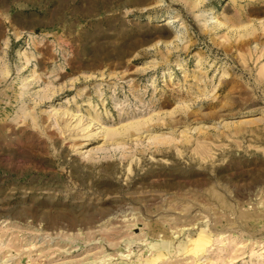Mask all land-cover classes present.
I'll return each instance as SVG.
<instances>
[{
  "label": "rangeland",
  "instance_id": "1",
  "mask_svg": "<svg viewBox=\"0 0 264 264\" xmlns=\"http://www.w3.org/2000/svg\"><path fill=\"white\" fill-rule=\"evenodd\" d=\"M259 21L264 0H0V264H264Z\"/></svg>",
  "mask_w": 264,
  "mask_h": 264
},
{
  "label": "bare ground",
  "instance_id": "2",
  "mask_svg": "<svg viewBox=\"0 0 264 264\" xmlns=\"http://www.w3.org/2000/svg\"><path fill=\"white\" fill-rule=\"evenodd\" d=\"M197 3H201V0H195ZM196 5V4H195ZM206 15V14H205ZM204 15V16H205ZM212 15V14H211ZM215 19V18H214ZM210 20V19H209ZM214 21V20H213ZM209 22V21H208ZM211 22V21H210ZM260 23H259V27L261 26V27H264V22H261V21H259ZM173 23V20L171 19V18H166L165 20H164V26H167V25H170V24H172ZM247 24V23H246ZM252 24V23H251ZM219 26V27H221V22H219L218 20H215L214 21V26ZM242 25V24H241ZM213 26V25H212ZM215 26V27H216ZM222 26H224L223 24H222ZM231 26H234L235 27V25H232L231 24ZM240 26V25H239ZM233 27V29H235ZM256 27V26H255ZM254 27V28H255ZM258 27V26H257ZM216 28H218V27H216ZM238 28H240L241 30L243 29V31L244 32H246L244 35L242 34V36H245L246 37V35L247 34H251L250 32H251V28H253L252 27V25H242V26H240V27H238ZM238 28H237V30H238ZM229 29V28H228ZM230 29H232V28H230ZM229 29V30H230ZM232 29V30H233ZM256 29V28H255ZM261 29H263V28H261ZM241 30H239V31H241ZM252 31H254V30H252ZM231 32H233L234 33V31H231ZM236 32V31H235ZM237 33V32H236ZM235 34V33H234ZM240 34V33H239ZM237 35V34H236ZM241 35V34H240ZM239 35V36H240ZM251 37V36H250ZM249 38V37H248ZM177 39V38H176ZM245 39H247V37L245 38ZM253 39V38H252ZM249 40V39H248ZM241 42V41H240ZM252 42V41H251ZM257 45H255L254 44V49H258L257 47H256ZM261 46V45H260ZM249 47V46H248ZM253 50V49H252ZM251 49H250V52L252 51ZM262 49H260L259 50V53H261L260 51H261ZM249 52V49H248V51H247V54H248V56H250L251 55V53ZM254 52V51H253ZM252 52V53H253ZM257 52H258V50H257ZM263 52V51H262ZM249 53H250V55H249ZM255 53H256V51H255ZM262 54V53H261ZM261 54H259V56L261 55ZM20 55V54H19ZM244 56V55H243ZM251 57V56H250ZM260 58V57H259ZM244 60V59H243ZM244 62H245V60H244ZM247 68V67H246ZM259 69V68H258ZM259 74H260V77H263L264 78V65L262 64V66H260V69H259V72H258ZM258 73H257V75H258ZM259 76V75H258ZM24 83V82H23ZM189 109V108H188ZM64 112V111H63ZM25 115V114H24ZM63 115H66L67 117L70 115V113L68 114L67 112H65ZM74 115V114H73ZM73 115H70V118H72L73 119ZM63 117V116H62ZM93 117V116H92ZM94 118V117H93ZM87 119V118H86ZM91 119V118H90ZM94 120V119H93ZM93 120H91V122L93 121ZM258 120V119H257ZM142 122V121H141ZM141 122H136V123H131V124H129V126H127L128 128L129 127H131V128H134V130L135 129H139V128H141L142 127V124H141ZM145 122V121H144ZM260 122V121H259ZM146 123V122H145ZM128 124H126V125H128ZM144 125V124H143ZM126 127V126H125ZM124 127V128H125ZM122 129V128H121ZM84 130V129H83ZM86 130V129H85ZM118 130V129H117ZM125 131V130H124ZM115 132L116 131H114V130H108L107 131V133L106 134H110V135H112V134H114L115 135ZM118 132H120V131H118ZM118 132H117V134H118ZM122 132V131H121ZM122 133H125V132H122ZM121 133V134H122ZM109 135V137H113V136H110ZM116 136V135H115ZM155 137V136H154ZM154 139V138H153ZM156 139V138H155ZM165 140V139H164ZM83 147V146H82ZM206 147V146H205Z\"/></svg>",
  "mask_w": 264,
  "mask_h": 264
}]
</instances>
